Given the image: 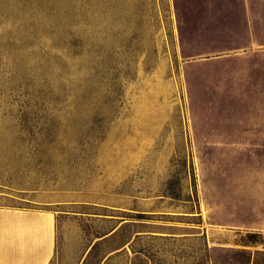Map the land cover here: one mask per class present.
I'll list each match as a JSON object with an SVG mask.
<instances>
[{"label":"rangeland","instance_id":"obj_1","mask_svg":"<svg viewBox=\"0 0 264 264\" xmlns=\"http://www.w3.org/2000/svg\"><path fill=\"white\" fill-rule=\"evenodd\" d=\"M0 205L51 264H264V0H0Z\"/></svg>","mask_w":264,"mask_h":264},{"label":"crops","instance_id":"obj_2","mask_svg":"<svg viewBox=\"0 0 264 264\" xmlns=\"http://www.w3.org/2000/svg\"><path fill=\"white\" fill-rule=\"evenodd\" d=\"M35 201L44 204L52 203L56 206L61 204L54 199L41 196L37 197ZM61 213L60 211L11 208L0 205V264H51L58 247H60L58 245L57 221ZM114 233L115 231L94 237V242L86 253L94 246L119 236L113 235ZM140 236L143 235H133L128 242L133 237ZM126 244L116 249L115 252L123 249ZM216 245L221 248L227 246L250 248L231 241L229 235H221ZM251 263L252 261H250Z\"/></svg>","mask_w":264,"mask_h":264},{"label":"trees","instance_id":"obj_3","mask_svg":"<svg viewBox=\"0 0 264 264\" xmlns=\"http://www.w3.org/2000/svg\"><path fill=\"white\" fill-rule=\"evenodd\" d=\"M241 238H243L240 243L242 246L246 247H256L257 245H262V243L258 242L257 238H259V234L252 232L245 233H237Z\"/></svg>","mask_w":264,"mask_h":264}]
</instances>
